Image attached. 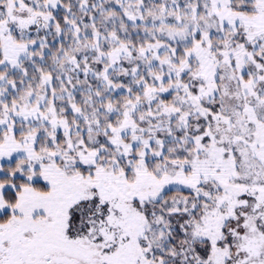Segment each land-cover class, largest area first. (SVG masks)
I'll return each mask as SVG.
<instances>
[{"label":"snow or ice","instance_id":"snow-or-ice-1","mask_svg":"<svg viewBox=\"0 0 264 264\" xmlns=\"http://www.w3.org/2000/svg\"><path fill=\"white\" fill-rule=\"evenodd\" d=\"M0 264H264V0H0Z\"/></svg>","mask_w":264,"mask_h":264}]
</instances>
